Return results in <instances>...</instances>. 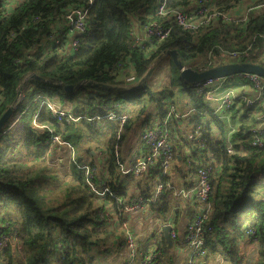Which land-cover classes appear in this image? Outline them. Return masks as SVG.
Returning <instances> with one entry per match:
<instances>
[{"label": "trees", "instance_id": "obj_1", "mask_svg": "<svg viewBox=\"0 0 264 264\" xmlns=\"http://www.w3.org/2000/svg\"><path fill=\"white\" fill-rule=\"evenodd\" d=\"M198 1L166 0L174 10H188ZM241 1L222 0L219 6L231 11ZM248 1V12L243 18L229 22L217 20L195 31L166 22L170 28L167 37L152 40L143 47L131 39L132 19L147 11L156 0H91V3L88 0H16L9 5L0 2V116L17 100L18 87L26 75L35 74L46 80L26 79L22 99L11 116L21 113L18 125L5 134H2L5 127L0 131V228L9 238L8 245L0 250V264H23V261L25 264H92L99 244L110 235L117 239V247L124 250L123 232L118 225L115 229L107 226L105 206L111 204L121 221L124 204L136 196L151 197L150 187L157 171L146 173L135 183L133 175H122L119 163L127 159L124 150L134 126L141 121L142 128L147 127L155 120L163 125L170 107L177 113L186 109L199 112L182 118V131L171 129L174 116L165 127L172 133L174 177L171 183L182 179V185L189 190L191 185L185 181L191 175L194 177L198 167L209 164L211 169L207 224L213 231L206 237L205 259L223 251L226 264H243L244 248L249 246L255 247L256 264H264V200L253 197L257 165L264 155V147L250 145V128L255 121L253 125L244 122L255 108L243 107L238 131L233 135V153L229 154L227 143L215 135L216 130L223 132V124L209 116L203 97L180 78L170 57H167L166 72L170 81L168 90L152 92L149 79L137 90L125 89L132 82L138 83L158 55L167 50L177 51L184 66L193 70L209 68V62L221 63V50H244L250 46L259 50L264 43V0ZM257 6L261 9H254ZM81 7L88 11L87 32L80 39L77 51L66 56L67 37L58 45L49 37L55 30L63 36L65 14ZM139 19L143 24L161 20L145 16ZM248 62L264 67V62L256 56ZM85 81L123 88L101 90L83 84L71 93L63 88ZM66 104L69 108L64 117L57 119L50 106L61 108ZM151 106L156 113L154 120H151ZM110 113L117 119L110 120ZM123 115L126 119L121 123ZM175 123L178 126L179 122ZM186 128L200 129L202 149L187 140ZM84 132L100 145L93 149L83 147ZM53 138L65 146L55 144ZM58 148L69 153L71 179L65 186L64 201L54 204L46 199L44 192L50 190L41 189L39 178L44 176L47 157H52ZM85 165L93 170L91 182L97 189L102 191L108 187L114 197L108 194L100 197L90 190L86 172L80 169ZM173 185L176 189L180 187L179 183ZM163 189L157 200L147 203L148 208L154 220H167L173 215L174 229L181 233L199 207H188L193 197L173 205L175 191L167 189L166 184ZM10 208L15 209L16 215L9 212ZM181 217L185 221L179 231ZM118 231L122 235L115 234ZM14 234L20 253L10 245ZM158 238L156 246L161 252L158 263L174 264L163 231ZM152 239H155L153 232L141 242L145 252L150 249Z\"/></svg>", "mask_w": 264, "mask_h": 264}, {"label": "built area", "instance_id": "obj_2", "mask_svg": "<svg viewBox=\"0 0 264 264\" xmlns=\"http://www.w3.org/2000/svg\"><path fill=\"white\" fill-rule=\"evenodd\" d=\"M2 4H12L16 0H0ZM91 3V0H88ZM222 0H200L194 7L188 10L182 9H171L168 7L166 0H156V3L152 5L147 11L141 12L138 17L133 18L131 39H133L135 45L145 46L152 40H164L170 32V28L166 22H172L178 24L185 30L195 31L198 28L209 26L214 21L222 20L229 22L234 19L230 14L229 10H222L219 3ZM254 9H261L260 6L254 7ZM88 15L87 8H73L69 10L64 16V24L66 32L63 36L57 33L55 30L51 34L49 40L55 44H61L62 38L67 37L68 44L65 52L66 56L72 55L77 51L80 46L81 38L86 34V18ZM154 18L158 17L161 20L150 21L143 24L140 21V17ZM53 45V44H52ZM221 63L219 64H233V62H248L252 57L256 56L259 60L264 62V43L261 48L255 49L248 47L244 50H221ZM211 67L218 65L214 62H209ZM30 75H26L24 78L26 81ZM133 78L129 81L132 82ZM133 84V82H132ZM192 87L195 88L196 92L203 97L206 108L212 112L213 116H219L221 113L229 110L234 105L246 106L248 108H260L256 111L255 124L250 128L249 141L252 147H264V79L255 74H238L230 78L215 79L202 83H196ZM22 94V93H21ZM21 95L15 108L21 101ZM52 106L50 108L52 109ZM57 107V106H54ZM55 110H58L55 112ZM57 119L64 117L65 113L56 108L52 110ZM38 112V111H37ZM168 115L164 119L163 125H160L155 120L150 126L143 127L141 135L136 148L128 155L126 161L119 163L120 171L122 175H133L136 180H141L142 177L151 171H157V176L153 180L150 187L151 197L140 195L133 197V199L122 206L120 213L122 214V220L119 221L117 218V212L113 209V206L109 203L106 204L107 216L106 224L109 228L115 229L118 225V229L123 232V246L127 257V264H159L158 259L161 256V252L156 246V241L159 239V235L163 231L164 225L172 226L170 237L172 240L179 241V233L174 229L173 226V215H169L167 220L158 219V223L155 227V239L151 241L150 249L145 252L141 246L142 240L137 237L133 229L129 226L130 216L139 214L143 211L149 213L152 217V213L148 208V202L150 200H157L164 190L166 184L167 189H173L175 191L174 196L183 199L193 197L194 201L199 207L198 211L193 215L191 220L187 221L186 228L181 235V242L186 247L188 255L185 257L184 264H206L205 258L208 253L206 247V237L213 231L211 225L207 224V216L209 212L208 197L211 191L209 177L211 169L209 164L198 167L196 174L191 176L193 186L191 189H185L182 185V179H178L179 189L171 183L170 180L173 175V145L171 142L172 133L170 129L165 127L169 118L175 117L177 121L179 118H187L191 114H198L199 112L193 109H186L183 112H175L172 107L168 110ZM172 114V115H171ZM21 113H17L13 116V120L7 124L8 126L2 131V134L8 132V130L15 128L18 125V120L21 118ZM34 119L37 118V113L34 115ZM59 116V117H58ZM110 120H116L117 117L110 113L108 114ZM126 116H121V123L124 122ZM202 132L199 128L191 129L186 133L188 141L195 143L197 149H202L203 139ZM52 141L60 146H65L61 143L58 138H53ZM66 147L69 148L72 153L71 146L66 143ZM228 153L232 154L233 149L227 146ZM202 162V161H201ZM200 163V162H199ZM203 164V163H202ZM200 163V165H202ZM80 169L86 172V180L90 187V190L96 193L100 197L109 195L114 197V194L108 187H104L102 191L98 190L97 187L91 182L93 178V170L83 166ZM141 178V179H140ZM187 183V179L185 181ZM150 219V218H149ZM152 234V233H151ZM156 234H159L158 236ZM13 240L11 246L18 252H21L20 244L16 234L12 235ZM8 236L0 228V250L8 245ZM23 264L25 262L23 261Z\"/></svg>", "mask_w": 264, "mask_h": 264}, {"label": "rangeland", "instance_id": "obj_3", "mask_svg": "<svg viewBox=\"0 0 264 264\" xmlns=\"http://www.w3.org/2000/svg\"><path fill=\"white\" fill-rule=\"evenodd\" d=\"M167 70H168V59H167V57H165V59L162 62L158 63V65L155 67L152 74L150 75V78L148 80L149 90H151L152 92H159V90H161L163 88H165L167 90L169 89L170 81L168 79V76L166 75ZM134 84L135 83H133L131 86H133ZM178 95L181 96L180 94H177V96ZM19 98H20V96H19ZM182 98H183V96H182ZM182 98H180V100ZM178 105H179V103L177 104V107H178ZM66 106H67V104L64 107L60 108V110L64 113L67 110L66 108H69ZM56 108H59V107L52 106V110H54ZM150 110L152 111L151 112V114H152L151 120H154L156 118V113H155V110H153V106H151ZM239 110L241 111V109H239ZM56 111H58V110H55V112ZM209 116L215 117L219 120L218 116H213L210 114H209ZM12 120H13V117L10 119L9 122H11ZM181 120H182L181 118H179L177 120L179 122L178 126L175 123L176 120H174L173 124L171 126V129L174 130L176 128V129H181V131H182L183 124H182ZM229 120H230V117H229L228 121H225V122H228V123H225L226 126L230 125L231 121H229ZM232 121H233L232 125L234 126L233 127L234 131L232 134V137H233L235 132L238 131L237 130V128L239 126L238 116H235V118L232 119ZM9 122H8V124H9ZM40 128H43V127H40ZM142 129L143 128L141 126V121L139 122V124L134 126V129L132 130V134H131L130 138L128 139L127 145H126L125 150H124L125 154L128 155L130 153V151L132 150V148L138 144ZM188 130H189V128H186V131H188ZM84 134H86V136H88V137H86ZM83 135H84V138H82V142H83L82 146L83 147H90L91 149H93L94 147L100 145L96 142L94 137L91 138V136L87 135V133H85V132L83 133ZM79 147H80V149H84L80 145H79ZM53 154L54 155L52 157H49V156L47 157V165L45 166L46 170L43 171L44 176L40 177L39 180L41 182L40 183L41 189H46V190L49 189L50 190L48 192H44L47 196L46 199L51 200L54 204H58V203H61L62 201H64V195H65L64 190L66 189L65 186H66L67 182L71 179V176H70L71 172L69 170V159H68L69 153H67V151H65V150L64 151L59 150V148H58L57 151L54 150ZM84 159L89 160V157L85 156ZM262 173H264V155H263L261 161L259 162V164L257 165L256 179H257L258 185L260 183L264 182V177L262 176ZM50 176H52V177H50ZM45 177L46 178L48 177L49 179H47V181H45V183L43 184L42 181L45 180ZM134 182L136 183L138 181L135 180ZM175 184H178V179L175 182ZM182 200H183L182 196L177 197L172 204L173 205H179ZM10 211H12L16 215V211L14 208H10L9 212ZM149 218H150V220L154 221L152 223L156 226L158 221L154 220L153 216L152 217L149 216ZM118 233L120 235H122L119 231L115 234H118ZM182 249L183 250H182V253L180 255H176L175 253L173 254V262H175V264H180L182 262V260L184 259V257H186L188 255V251H186V248L183 247ZM120 250L121 249L117 247V239L114 237V235H110L104 242H101L99 244L98 249L95 251V254H94L95 255L94 263H92V264H116L119 259H121L125 256L124 251L123 250L120 251ZM102 252H105V253H102ZM243 254H244V258H243L244 263L243 264H256L255 257H254L255 247H249V246L245 247ZM208 260H209L208 261L209 264H226L224 262V258H223V251H220L214 257H209Z\"/></svg>", "mask_w": 264, "mask_h": 264}, {"label": "water", "instance_id": "obj_4", "mask_svg": "<svg viewBox=\"0 0 264 264\" xmlns=\"http://www.w3.org/2000/svg\"><path fill=\"white\" fill-rule=\"evenodd\" d=\"M165 57H170L174 66L176 69L179 71L180 78L189 86H193L196 83H202L210 80H215V79H223V78H230L233 77L234 75L238 74H255L262 79H264V67L262 65L256 64V63H250V62H233V64H218L215 65L214 67H209L206 69H196L193 70L189 67H185L183 62L181 61L180 57L178 56L177 51H164L161 54L158 55V58L152 63V65L148 68V70L142 75L141 79L139 80L138 83H135L133 86L127 87L125 89H128L130 91L137 90L140 88V86L146 82L149 78L150 75L152 74L153 70L155 67L158 65L159 62H162ZM30 79H35L38 81H43L45 82L46 80L38 77L35 74L30 75ZM83 84H88L91 86H94L99 89L103 90H112V89H121V88H113L110 85L106 84H100L96 83L93 81H85L82 84H77V85H64L65 91L68 93H71L78 89L81 85ZM25 86V81L21 82V84L18 87L17 90V100L12 106H9L7 110L2 113L0 116V131L6 127L8 120L11 118L12 114L15 111V105L19 101V96L21 95L23 89ZM163 237L165 239L166 245H168V249H172V239L170 237V232L172 230V226L170 225H164L163 226Z\"/></svg>", "mask_w": 264, "mask_h": 264}, {"label": "crops", "instance_id": "obj_5", "mask_svg": "<svg viewBox=\"0 0 264 264\" xmlns=\"http://www.w3.org/2000/svg\"><path fill=\"white\" fill-rule=\"evenodd\" d=\"M248 4H249L248 0L241 1L235 8H233L230 11V14L232 15V17L243 18L245 16V14L248 12V10H247ZM243 107L244 106H242V105L239 106L238 104H236L233 107H231L232 109L230 108L229 110L225 111L224 113H221L218 116L220 122L223 124V130H222L223 132L216 130L215 135L220 137V138H223L224 141L226 143H228L227 145L229 147H231L235 143V142H233V139H232L233 138L232 134L234 131V128H233L234 126L232 125L233 124L232 119H234L235 116H238V121H239L240 116L244 113ZM259 108H260V106L253 109L252 113L248 114V116H247L246 120H244V122L249 124V125H251V124L253 125V121H255V118H256V111L255 110H258ZM239 109H241V111ZM207 110L210 112V110L208 108H207ZM210 115H213L212 112H210ZM229 117H230L229 121H231V122H230L229 126L228 125L226 126L225 123H228V122H225V121H228ZM175 137H177V136L175 135ZM136 146H134L132 148L130 153L136 148ZM173 175H174V173H173ZM191 176H193V175H191ZM191 176H189L187 178V182H189V185H191V187H192L193 184L191 181ZM262 176L264 177V173H262ZM176 180L177 179H175V181ZM253 197L255 200H264V182L260 183L259 185L258 184L255 185V188L253 189ZM188 207L194 208V209L197 207V204L193 198L188 201ZM184 221H185V219L183 217H181L180 221L178 222L179 226H180L179 231H181V229L184 228ZM152 222H154V221L149 219V213L146 211H143L139 214H135V215L130 216L129 226L133 229V231L137 235V237L143 241L145 238L147 239L148 236L152 232L155 231V227H153ZM182 234H183V231L181 233H179V237H180L179 241L174 240V244H172L173 247H172V249H170L172 254L175 253L176 255H180L182 253V250H183L182 248L185 247V245H183V243L180 241ZM156 235L158 236L159 234H156ZM142 246H143V244H142ZM124 253H125V251H124ZM126 260H127V257H126V253H125V256L123 258L119 259L116 264H122V263L125 264ZM184 260H185V257L182 260V262L180 261L181 262L180 264H184ZM208 261L209 260H205V263L209 264ZM131 264H135V263H131ZM174 264H175V262H174Z\"/></svg>", "mask_w": 264, "mask_h": 264}]
</instances>
